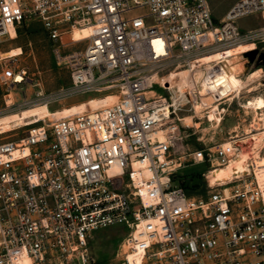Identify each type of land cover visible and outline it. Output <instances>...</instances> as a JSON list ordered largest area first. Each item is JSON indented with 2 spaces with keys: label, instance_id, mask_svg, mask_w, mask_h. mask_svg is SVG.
<instances>
[{
  "label": "built area",
  "instance_id": "built-area-1",
  "mask_svg": "<svg viewBox=\"0 0 264 264\" xmlns=\"http://www.w3.org/2000/svg\"><path fill=\"white\" fill-rule=\"evenodd\" d=\"M256 13L264 21V0H237L219 26L209 0H0V44L35 19L68 66L71 84L41 99L119 92L113 103L0 141V264H99L91 232L117 224L125 235L118 260L107 264H264V180L253 161L249 174L209 180L205 196L175 181L188 161L204 164L211 179V169L249 145L232 139L192 149L180 123L186 111L225 117L229 93L214 87L223 69L201 59L264 41V26H237ZM82 25L97 30L64 52L65 35ZM198 70L203 93L192 81ZM185 71L180 87L171 74ZM26 72L6 66L0 84H18Z\"/></svg>",
  "mask_w": 264,
  "mask_h": 264
},
{
  "label": "rangeland",
  "instance_id": "rangeland-1",
  "mask_svg": "<svg viewBox=\"0 0 264 264\" xmlns=\"http://www.w3.org/2000/svg\"><path fill=\"white\" fill-rule=\"evenodd\" d=\"M236 1L209 0L216 26L221 24L225 12ZM237 26L241 32H245L248 29L264 26V21L261 15L256 13V15L238 20ZM16 31L15 37L9 36L3 44H0V55L13 48H21L23 53L16 57L3 58L0 56V78L6 66L12 67L16 72L25 68L28 78L26 77L22 83L14 85L0 84V117L20 113L0 121V129H2L0 141L8 138L19 139L34 123H49L56 117L60 118L71 113H77L85 108L84 101L97 98L95 105L98 107L110 103V99L103 98L109 94H115L118 98L119 92L114 89L111 92L60 97V99L49 100L48 105H45L43 102H46L47 99H41L40 93L49 95L59 88L71 84L68 66L63 61L58 62L53 52L55 43L48 37L41 22L30 19L23 22ZM62 43L67 44L62 49L67 52L76 49V47H84L87 39L74 42L71 36L67 34ZM252 49H258L260 53H264V41L257 42L253 47L244 46L239 47V49L232 48L207 54L201 59L202 62L207 63L204 66L211 65L216 61L223 69L219 77L216 78L214 87L229 93L228 100L231 104L222 119L204 118L199 120L198 115L194 112L186 111L181 114L182 121L180 124L186 132L191 133L186 142L192 149L205 142L209 144L223 143L232 139L241 142L250 139L251 134L257 133L259 128L264 129V62L259 60V57L254 62H249V58L245 54ZM184 74L185 72H172L171 77L179 82L184 80ZM204 74V70H198L193 75V78L196 76L201 79L200 86L203 88V92L205 90ZM155 88L160 91L159 88ZM237 94L238 98H236ZM30 106L34 107L27 109ZM26 119L32 120L26 121ZM186 119H189L187 124H185ZM18 120L23 121V125H14ZM262 148H264V139L260 145L258 158H255L258 160L256 167L264 165ZM247 165L236 168L227 164L224 167L212 169L210 172L212 184L231 179L234 175H240L247 170ZM206 171L207 168L204 164L188 161L175 172V181H179L182 186L189 190V193L205 196L209 189L208 182L211 180L204 176ZM91 234V248L99 264L116 262L119 257L118 247L125 235L122 225L99 228L92 231Z\"/></svg>",
  "mask_w": 264,
  "mask_h": 264
},
{
  "label": "bare ground",
  "instance_id": "bare-ground-1",
  "mask_svg": "<svg viewBox=\"0 0 264 264\" xmlns=\"http://www.w3.org/2000/svg\"><path fill=\"white\" fill-rule=\"evenodd\" d=\"M96 30H97V26H95V25L76 26V28H74L71 31L70 36L72 37V40L74 42L81 41V40H85V39L91 37L92 35H94ZM16 32L17 31L14 28H11L9 35L6 38H9V36L10 37H15L16 36ZM256 44L257 43L255 41H238L237 44L222 48L221 50H218V51L213 52V53H218V52H221L223 50L232 49V48H238L239 49V47H244V46L253 47ZM252 50H255V49H252ZM252 50H250V51H252ZM22 53H23V51H22L21 48H13L11 50L5 51L0 56H2L3 58H5V57H16V56L21 55ZM245 55L247 56V54H245ZM249 62H250V60H249ZM188 76L189 75H188L187 71H185V74L183 76L184 80L179 81V82L174 80V82H176L181 87L182 85L186 84L189 81L187 79ZM16 77H17V80H16L17 83H22L23 82L24 76H22V74H17ZM196 79H197V81H196ZM192 81H194V83H196L198 85V88L203 93V90H202L203 88L200 86L201 79L200 78L198 79L195 76L194 78H192ZM103 98L110 99L111 100L110 103H113L117 99L115 94H109V95H107V96H105ZM96 99H91L90 101H84L83 103L85 104V108L86 107H90V108L96 109V105H95ZM43 103H45V105H48V101L43 102ZM34 106H30L27 109H31ZM27 109H25V110H27ZM21 113H23V112H21ZM17 114H20V113H14V114H11V115L7 114L5 117L4 116L0 117V121L6 119V117H9V116H12V115H17ZM54 116L56 117V115H54ZM56 118H58V117H56ZM30 120H32V119H26V121H30ZM188 120L189 119L185 120V124H187L189 122ZM20 124L23 125V121L18 120V121L15 122L14 125L17 126V125H20ZM0 130H2V129H0ZM257 131H258L257 133L251 134L250 141L248 142L249 145L247 146L248 148L247 147L246 148H241V150H239L235 154V156L232 158V160L229 163L231 166H234L236 168H242V167H244V166H246L248 164L247 165V170L242 172L240 175H236V177H241L242 175L249 174V172L251 171L249 163H250V161H253V164L255 166L254 168H255V171H256V176H258L259 180H261V181L264 180V165H260L259 167H256V166H258V164H257L258 160L255 159V158H258L260 145L262 144L263 139H264V129L259 128V130H257ZM0 134H2V131H1ZM261 151H264V148H262ZM211 170H210V172H211ZM210 176H211V174H210ZM211 180H212V178H211ZM227 180H224V181H227ZM224 181L217 182V183H224ZM217 183H214V184H217Z\"/></svg>",
  "mask_w": 264,
  "mask_h": 264
},
{
  "label": "water",
  "instance_id": "water-1",
  "mask_svg": "<svg viewBox=\"0 0 264 264\" xmlns=\"http://www.w3.org/2000/svg\"><path fill=\"white\" fill-rule=\"evenodd\" d=\"M246 54L249 57V60L251 62H254L256 60L257 56L259 57V60H262L264 62V53L263 52L260 53V51L258 49L249 51Z\"/></svg>",
  "mask_w": 264,
  "mask_h": 264
}]
</instances>
